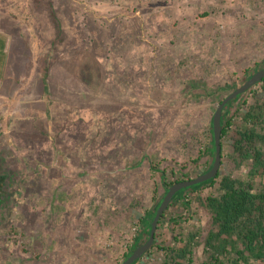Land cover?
<instances>
[{
	"label": "rangeland",
	"instance_id": "1",
	"mask_svg": "<svg viewBox=\"0 0 264 264\" xmlns=\"http://www.w3.org/2000/svg\"><path fill=\"white\" fill-rule=\"evenodd\" d=\"M0 29L34 60L35 98L39 66L49 77L38 102L0 115V264H120L165 184L207 171L208 155L188 162L217 104L264 58V0H0ZM229 144L219 172L241 176ZM186 196L182 226H204Z\"/></svg>",
	"mask_w": 264,
	"mask_h": 264
},
{
	"label": "trees",
	"instance_id": "2",
	"mask_svg": "<svg viewBox=\"0 0 264 264\" xmlns=\"http://www.w3.org/2000/svg\"><path fill=\"white\" fill-rule=\"evenodd\" d=\"M40 67V71L44 72L40 82L43 88H47V70ZM262 67L264 58L246 78ZM256 84L260 85L263 92L261 98H253L250 102L245 99L243 95L252 91L251 86L229 100L220 114V164L225 155L223 138H226L230 141V150L226 156L236 169L244 168L245 172L241 176H232L218 170L215 177L182 188L172 196L156 227L160 229L164 221L167 236L158 239V233H155L148 249L161 251L162 259L158 264H264V77ZM211 119L208 127L209 142L206 146L202 145L203 148L195 158L190 159L188 164L191 167L197 165L198 159L204 155L210 158L207 170L212 164L214 144ZM185 166L174 164L166 168L172 174L180 172L187 178L188 171H182ZM150 168L163 182L165 168L158 169L153 165ZM183 179L176 178L165 184L151 210L140 218L134 241L123 254V259L146 241L151 220L167 187ZM207 186L214 187V190L201 194L200 190ZM188 191L195 193L199 207L207 215L204 226H182L188 222L192 213L189 199L186 198ZM199 246L201 255L196 254Z\"/></svg>",
	"mask_w": 264,
	"mask_h": 264
},
{
	"label": "crops",
	"instance_id": "3",
	"mask_svg": "<svg viewBox=\"0 0 264 264\" xmlns=\"http://www.w3.org/2000/svg\"><path fill=\"white\" fill-rule=\"evenodd\" d=\"M24 53H26L25 47L17 46L10 33L0 29V115H5L4 118L9 120L10 116L16 113V109L19 110L30 103L38 102L42 96L41 82L38 98L34 96L38 83L28 78L25 73L31 59L27 58ZM33 66L34 64L31 65ZM40 68L39 66L37 73L39 81L43 75ZM32 71L34 70L30 69V73Z\"/></svg>",
	"mask_w": 264,
	"mask_h": 264
},
{
	"label": "water",
	"instance_id": "4",
	"mask_svg": "<svg viewBox=\"0 0 264 264\" xmlns=\"http://www.w3.org/2000/svg\"><path fill=\"white\" fill-rule=\"evenodd\" d=\"M263 77H264V67L255 71L245 82H243L240 86L234 88L232 92H230L228 95H226L223 99L219 101L215 111L212 114V119H211L212 136H213V144H214V157L210 168L194 178L179 180L167 187L151 220L150 229L146 241L140 244L139 246H137L136 248H134L131 251V253L120 264H132V262L140 258L143 255V253H145L151 247L160 216L168 206L172 196L178 190L205 181L209 178L215 177V175L219 170L220 160H221V156H220L221 109L229 100H231L236 95L244 92L249 87L259 82Z\"/></svg>",
	"mask_w": 264,
	"mask_h": 264
},
{
	"label": "built area",
	"instance_id": "5",
	"mask_svg": "<svg viewBox=\"0 0 264 264\" xmlns=\"http://www.w3.org/2000/svg\"><path fill=\"white\" fill-rule=\"evenodd\" d=\"M138 261V260H137Z\"/></svg>",
	"mask_w": 264,
	"mask_h": 264
}]
</instances>
